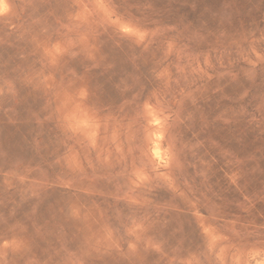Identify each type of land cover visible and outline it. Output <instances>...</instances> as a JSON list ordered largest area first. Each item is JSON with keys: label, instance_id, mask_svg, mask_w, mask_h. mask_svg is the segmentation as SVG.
Listing matches in <instances>:
<instances>
[{"label": "rangeland", "instance_id": "obj_1", "mask_svg": "<svg viewBox=\"0 0 264 264\" xmlns=\"http://www.w3.org/2000/svg\"><path fill=\"white\" fill-rule=\"evenodd\" d=\"M0 264H264V0H0Z\"/></svg>", "mask_w": 264, "mask_h": 264}, {"label": "snow or ice", "instance_id": "obj_2", "mask_svg": "<svg viewBox=\"0 0 264 264\" xmlns=\"http://www.w3.org/2000/svg\"><path fill=\"white\" fill-rule=\"evenodd\" d=\"M127 30V29H126Z\"/></svg>", "mask_w": 264, "mask_h": 264}]
</instances>
